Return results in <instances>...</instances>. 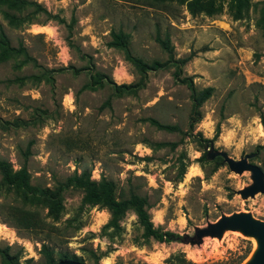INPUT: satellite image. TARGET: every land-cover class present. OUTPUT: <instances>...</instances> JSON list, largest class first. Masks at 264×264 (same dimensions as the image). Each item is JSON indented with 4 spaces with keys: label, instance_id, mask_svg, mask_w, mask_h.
<instances>
[{
    "label": "rangeland",
    "instance_id": "1",
    "mask_svg": "<svg viewBox=\"0 0 264 264\" xmlns=\"http://www.w3.org/2000/svg\"><path fill=\"white\" fill-rule=\"evenodd\" d=\"M12 2L0 1V158L51 189L82 171L111 180L173 235L146 236L132 209L108 225L73 185L52 219L0 179V264L45 263L43 244L55 264H248L255 237L197 232L238 212L264 221V194H241L252 171L221 155L264 174V0ZM119 31L130 56L162 67L140 70L112 45ZM208 87L195 107L192 92ZM12 207L36 212L41 232L7 221Z\"/></svg>",
    "mask_w": 264,
    "mask_h": 264
},
{
    "label": "trees",
    "instance_id": "2",
    "mask_svg": "<svg viewBox=\"0 0 264 264\" xmlns=\"http://www.w3.org/2000/svg\"><path fill=\"white\" fill-rule=\"evenodd\" d=\"M9 6L13 5L12 0H0ZM190 5V4H189ZM8 17L9 14H7ZM164 44V41H162ZM112 45L124 50L126 57L131 60L140 70L157 69L162 67L158 61H153L149 64L144 63L141 59L132 57L127 52L126 35L122 32L112 33ZM166 45V43L164 44ZM8 46L5 43V36L0 33V53L5 54ZM11 49V48H10ZM175 78L181 83H184L190 90L193 91L192 80L189 77H180L178 72H175ZM121 87H129L121 85ZM211 94V88H205L197 94L192 92V101L195 107H199L201 103ZM160 128L171 129L169 126L162 125L153 121ZM0 179L1 183L16 194H20L25 199H37L47 208V216L52 219H57L61 208L60 192L62 188L73 185L78 187L83 192L85 201L92 204H99L107 209L110 214L108 225H116L118 219L128 210L132 209L136 215L139 225L143 229L146 236H151L158 241L170 240L173 235L171 232L162 231L159 227H154L147 212L146 198L134 192H131L127 198H117L115 184L113 181L101 178L92 180L87 171H82L80 174L68 176L59 188L51 189L50 187H41L30 182V176L25 166L18 169H13L11 164L0 158ZM7 221L21 229L29 230L34 233H40L44 222L37 216L36 212L26 211L12 207L9 210ZM40 231V232H39ZM43 253L46 256V262L42 264H55L53 257L49 254L46 245H42ZM66 259V258H64ZM238 261L234 264H237ZM6 264H13L12 260L8 259ZM15 264V263H14ZM193 264V263H190Z\"/></svg>",
    "mask_w": 264,
    "mask_h": 264
},
{
    "label": "water",
    "instance_id": "3",
    "mask_svg": "<svg viewBox=\"0 0 264 264\" xmlns=\"http://www.w3.org/2000/svg\"><path fill=\"white\" fill-rule=\"evenodd\" d=\"M227 161L229 167L236 172H241L245 169H250L253 173V184L241 191L243 196L253 194L259 191L264 194V174L261 168L255 164H248L244 161L234 163L229 160L224 154H221ZM228 228L230 230H240L243 234L255 237L257 241V249L253 251L252 257L248 264H264V221L254 218L249 213L238 212L230 216H221L217 222L211 224L208 228L198 230V234L209 233L211 235H219L222 230ZM56 264H83L76 260L62 259Z\"/></svg>",
    "mask_w": 264,
    "mask_h": 264
},
{
    "label": "bare ground",
    "instance_id": "4",
    "mask_svg": "<svg viewBox=\"0 0 264 264\" xmlns=\"http://www.w3.org/2000/svg\"><path fill=\"white\" fill-rule=\"evenodd\" d=\"M254 244H255V242H254ZM255 249H257V243H256V245H255Z\"/></svg>",
    "mask_w": 264,
    "mask_h": 264
}]
</instances>
